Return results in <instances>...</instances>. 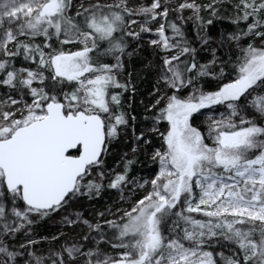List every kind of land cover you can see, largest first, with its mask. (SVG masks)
<instances>
[{"label":"snow or ice","instance_id":"obj_1","mask_svg":"<svg viewBox=\"0 0 264 264\" xmlns=\"http://www.w3.org/2000/svg\"><path fill=\"white\" fill-rule=\"evenodd\" d=\"M224 3L0 0V264H264V0Z\"/></svg>","mask_w":264,"mask_h":264},{"label":"rangeland","instance_id":"obj_2","mask_svg":"<svg viewBox=\"0 0 264 264\" xmlns=\"http://www.w3.org/2000/svg\"><path fill=\"white\" fill-rule=\"evenodd\" d=\"M205 1V0H204ZM149 37L148 36H145V40H147ZM146 55L148 54L147 52L145 53ZM140 65L138 64L137 65V68H139ZM141 76L144 75V73H141L140 74ZM150 86L148 83H141L139 85V91H140V94L136 96V99H135V104H136V115L140 114L139 118L140 119H143L144 115H145V112H144V108H143V105L141 104V100H143L145 103L148 102V92L150 91ZM201 120H203V117H201ZM150 126V125H149ZM141 159H143L144 161H147L143 158V156L141 157ZM140 174H145V171H141ZM114 199H119L118 196H115ZM111 201H109L110 203ZM101 204H103V201L101 202ZM97 207H99V205H97ZM40 233L41 235L43 234H46L44 229L41 228L40 229Z\"/></svg>","mask_w":264,"mask_h":264},{"label":"trees","instance_id":"obj_3","mask_svg":"<svg viewBox=\"0 0 264 264\" xmlns=\"http://www.w3.org/2000/svg\"><path fill=\"white\" fill-rule=\"evenodd\" d=\"M204 2H208V0H205ZM230 3H231V0H225V3L221 5V14L222 15H227L228 13L231 12V8L229 7ZM225 9H227V12H225ZM225 23H227V21H225ZM217 27H219V25ZM188 28H189V32L190 33L194 32V30L192 29L191 22H189ZM137 116L139 117L140 114H138ZM141 160H142L143 163H142V165H138L137 168L138 169L142 168L144 171H146V169H147V167L149 165V162L148 161H144L143 159H141ZM169 223H170V221H169ZM217 251H220V249H217Z\"/></svg>","mask_w":264,"mask_h":264}]
</instances>
